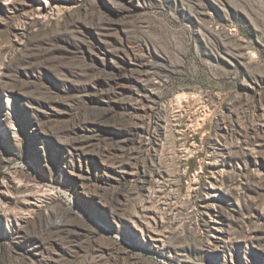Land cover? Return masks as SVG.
I'll list each match as a JSON object with an SVG mask.
<instances>
[{"label": "rangeland", "instance_id": "rangeland-1", "mask_svg": "<svg viewBox=\"0 0 264 264\" xmlns=\"http://www.w3.org/2000/svg\"><path fill=\"white\" fill-rule=\"evenodd\" d=\"M0 264H264V0H0Z\"/></svg>", "mask_w": 264, "mask_h": 264}, {"label": "trees", "instance_id": "trees-1", "mask_svg": "<svg viewBox=\"0 0 264 264\" xmlns=\"http://www.w3.org/2000/svg\"><path fill=\"white\" fill-rule=\"evenodd\" d=\"M186 163L188 166V172L189 173L197 167V159L196 158L188 160Z\"/></svg>", "mask_w": 264, "mask_h": 264}]
</instances>
